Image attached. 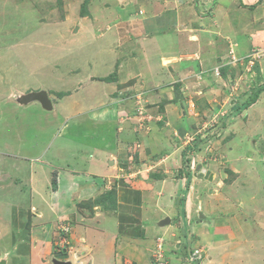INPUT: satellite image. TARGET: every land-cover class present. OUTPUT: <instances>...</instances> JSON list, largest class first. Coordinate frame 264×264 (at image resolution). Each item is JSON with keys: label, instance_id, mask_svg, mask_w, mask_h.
<instances>
[{"label": "crops", "instance_id": "0c3cea01", "mask_svg": "<svg viewBox=\"0 0 264 264\" xmlns=\"http://www.w3.org/2000/svg\"><path fill=\"white\" fill-rule=\"evenodd\" d=\"M175 1L172 9L161 3L163 10L157 6L158 12L148 9L142 16L135 5L119 16L105 42L110 69L105 71L108 61L101 59L100 68L92 63L87 72L94 82L99 77L92 83L102 95L89 100V108H73L71 117L64 116L55 146L13 154L0 142V166L12 170H0V264H182L172 248L186 236L200 238L206 254L200 264H257L260 259L264 264V85L245 107L251 89H238L239 77L228 80L223 73L232 57L244 58L257 45L264 48V0H243V8L235 0ZM240 14L248 28L238 26ZM262 58L254 70L264 79ZM75 73L80 70L64 74L65 80ZM81 84L60 91L62 97L49 95L41 82L27 90L17 85L19 93L12 98L24 109L38 102L22 105L20 96L46 91L53 109L42 108L63 119L65 104H74ZM74 116L87 117L82 133L96 128L105 144L64 135ZM213 117L218 131L208 136ZM196 125L202 126L197 130ZM172 135L180 146L171 144ZM135 138L158 159L162 156L159 172H128L132 166L121 160L135 150ZM184 158L191 159L183 166ZM199 166L206 177L196 176ZM199 213L204 220L195 224ZM166 217L172 223L160 226ZM214 217L221 222L215 224ZM66 228L69 255L59 244ZM82 249L88 253L77 259Z\"/></svg>", "mask_w": 264, "mask_h": 264}, {"label": "rangeland", "instance_id": "374dc122", "mask_svg": "<svg viewBox=\"0 0 264 264\" xmlns=\"http://www.w3.org/2000/svg\"><path fill=\"white\" fill-rule=\"evenodd\" d=\"M99 1L0 0V110L4 111V114L0 112V142L2 144L8 143L9 148L11 147V153L13 152L14 154L18 149L22 152L28 151L35 154L47 145L53 144L55 146L58 139L55 143L52 142H54L55 136L62 129L61 123L65 119L64 116L70 114L71 117L73 114L71 110L73 108H89L90 102L97 100L102 95H100V87L96 85L100 82L99 77L94 82L91 79L92 75L90 76L87 72H92V63L100 68L101 59L108 61L105 71L110 69L112 55L105 49V42H108L113 33H115L116 23L121 22L119 21V16H127L130 6L133 8H135V5L141 6L139 12L141 14L144 12L142 16H145L148 9H150V13H153L154 10L158 12L157 6L160 8V11L163 10L161 9L162 5H159L161 3H164L162 7L166 10L176 6L175 0H134L136 4L128 3L133 2V0H104L107 3H99ZM219 1H216L212 8L209 9H216ZM242 2L243 0H235V4L241 8H243ZM199 4H197L198 8H200ZM200 9L203 12L204 8ZM238 16L239 18L242 17V20L239 19L240 24L238 26L242 25V29L245 26L248 28V19L242 14ZM238 16L234 17L235 22L238 21ZM77 28L78 30L75 32ZM244 34L246 35L247 32H244ZM230 45L235 46V41L231 42ZM262 46L264 47V45ZM256 47L261 46L257 45ZM245 58L247 57H237L238 60H234V63L226 62L224 66L226 72H222L226 73L225 76L228 80L239 77L237 88L242 89L244 85H247L251 91L246 93L254 95L260 92L262 84L264 85V79L254 70L255 65L258 64L255 62L259 59H255L253 63H249V60L244 61ZM225 61L223 60V63ZM75 70H80V74L76 75L75 73V78L65 80L64 74L69 75V73ZM81 75L84 77V80H80ZM60 76L64 80L63 82ZM93 76H96L95 72ZM39 82L45 84L46 91L52 96H58L62 91L72 90L75 85L79 87V83H82L74 104L71 102L65 104L62 111L63 119L57 116V112H48L38 103L23 106V109L16 104L17 100L12 98L14 94L17 95L19 93L17 85H22L27 90V88L36 87ZM92 82L96 84L94 85ZM218 85L223 89L221 83ZM227 88L229 89L225 91L231 94L229 84L226 85L225 89ZM247 96L252 97L249 94ZM231 101L232 99L229 102ZM229 102L227 103L230 106ZM13 111L17 113L22 111V113L16 116L14 113L11 115ZM77 116L72 117L68 121L70 128L63 134L68 137L69 135L75 136L93 146L104 145L105 140H100L97 137L98 132L96 128H90L89 132L82 133L86 128L88 119L84 116ZM7 124H10L11 128ZM201 126L198 125L195 129L198 130ZM216 128L218 126H216V120L213 117L212 121H209L207 124L205 134L214 136L218 131ZM179 134L181 133L179 132ZM171 138V144L180 146L173 135ZM184 138L186 139L183 142L188 140L187 135ZM59 141L61 142V140ZM138 141L139 139L136 140L135 138V141L131 145L134 146L135 150L130 149L128 153L122 156L121 161H124L128 167L132 166V170L126 168L129 169L128 172L137 173L141 170L148 175L159 172L157 163L162 156L158 159L157 154H154L155 152L151 148H148L149 150L146 148L145 144L142 143V139ZM0 148H3V146ZM191 155L187 156L190 157ZM175 159L177 160L178 157L175 156ZM189 159L191 158L182 159V165L184 166L185 160ZM179 160L181 161V159ZM5 168L6 171H12L7 168V165L5 167L0 166V170L2 171H5ZM16 173L19 174V172ZM253 211L254 209L249 211L250 215ZM199 218L200 214H197V218L194 221L195 224ZM213 220L215 224L221 222L219 217H214ZM188 238L189 236H186V239L180 240V247L177 249L173 247L172 251L182 261H184L186 255L193 252L194 258L198 261L197 264H200L205 260L206 255L204 254L205 250L201 245V240L198 238L199 240L197 241L192 237L187 241ZM62 241H64L63 236ZM59 244L62 245V242ZM259 249L257 247L256 252H260ZM68 250H71V247L66 248L65 252L62 251L63 254L69 255V253H66ZM169 250V248L166 249V251ZM158 254L159 250L156 249L153 255V262L156 261L155 257H158ZM261 261L262 259L258 260L257 264H260Z\"/></svg>", "mask_w": 264, "mask_h": 264}, {"label": "water", "instance_id": "95a60500", "mask_svg": "<svg viewBox=\"0 0 264 264\" xmlns=\"http://www.w3.org/2000/svg\"><path fill=\"white\" fill-rule=\"evenodd\" d=\"M77 30H78V28L75 30V32H77ZM32 102L40 103L41 106L46 110H52L53 109L52 101L50 100L48 93L46 91L31 92V93H27L25 95H22L18 98V103H20L22 105H27V104L32 103ZM110 165H113V162H110ZM199 172H200V174H198ZM206 172L207 171L205 169H201V167L199 166V167H197V170H196V176L197 177L199 175L204 176L206 174ZM206 176H207V174H206ZM200 219L201 220L204 219L202 213L200 214ZM168 224H170V219H168V218L160 223V225H162V226L168 225ZM87 253H88L87 249H82L81 251L76 253V258H81L84 255H86ZM53 263L54 264H71V262H64V261H58V260H55ZM1 264H4V262Z\"/></svg>", "mask_w": 264, "mask_h": 264}, {"label": "clouds", "instance_id": "9594fccd", "mask_svg": "<svg viewBox=\"0 0 264 264\" xmlns=\"http://www.w3.org/2000/svg\"><path fill=\"white\" fill-rule=\"evenodd\" d=\"M259 49H264V48H261V47H258V48H256L255 50H253L248 56H246L247 58H245L244 59V61H246V60H249V63L251 62V63H253V61L255 60V59H259V58H262V57H264V56H260V57H257V58H253L252 57V54L255 52V51H257V50H259ZM234 60L235 61H237L238 59L237 58H235V57H232V61L234 62ZM241 61V60H240ZM38 92V91H37ZM201 172V171H200ZM200 172L198 173V174H200ZM206 174H207V172H206ZM205 174V175H206ZM204 175V176H205ZM199 214H201V213H199ZM170 219V224L172 223V220H171V218H169V217H166V218H164V219H162L160 222H159V224L162 222V221H164L165 219ZM199 220H201L200 218H199ZM204 220V219H203ZM203 220H201V221H203ZM170 224H168V225H170ZM168 225H164V226H162V225H160V226H162V227H165V226H168ZM66 229H67V231H66ZM66 229H64L63 230V232H64V235L63 236H65V240L66 241H68V243L69 244H64L63 243V241H62V249H61V251H63V248H64V252L66 251V248H69L70 247V240L68 239V236H69V232H70V229H68V228H66ZM64 240V241H65ZM66 253H70V250H68ZM77 253V252H76ZM76 253H75V257H76ZM191 256H193V252L192 253H190V254H188V255H186V258L184 259V261H182V264H190V257ZM82 258V257H81ZM77 259H80V258H77ZM64 262H70V261H64ZM161 261H158V263L157 264H161L160 263ZM162 263H164V262H162ZM198 263V261L196 260V258H194V261H193V263L192 264H197ZM71 264H73V263H71ZM180 264V263H179Z\"/></svg>", "mask_w": 264, "mask_h": 264}, {"label": "built area", "instance_id": "2783aa9c", "mask_svg": "<svg viewBox=\"0 0 264 264\" xmlns=\"http://www.w3.org/2000/svg\"><path fill=\"white\" fill-rule=\"evenodd\" d=\"M260 56H264V49H259L252 54L253 58H257ZM66 231H67V229H66ZM64 244H69V243H68V241L65 240ZM190 261H191L190 264H192L194 261V255L190 257Z\"/></svg>", "mask_w": 264, "mask_h": 264}, {"label": "trees", "instance_id": "16d2710c", "mask_svg": "<svg viewBox=\"0 0 264 264\" xmlns=\"http://www.w3.org/2000/svg\"><path fill=\"white\" fill-rule=\"evenodd\" d=\"M259 94H260V92L257 93V94H254V95H253V96H252V97L246 102L245 107H246V106H249L251 102H254L255 99L257 98V96H258ZM59 96L62 97L63 94L61 93V94H59Z\"/></svg>", "mask_w": 264, "mask_h": 264}]
</instances>
